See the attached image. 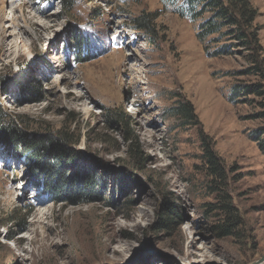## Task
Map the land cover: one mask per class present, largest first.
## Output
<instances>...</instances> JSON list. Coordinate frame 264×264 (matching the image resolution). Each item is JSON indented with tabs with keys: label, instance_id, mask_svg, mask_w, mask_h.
Segmentation results:
<instances>
[{
	"label": "rangeland",
	"instance_id": "rangeland-1",
	"mask_svg": "<svg viewBox=\"0 0 264 264\" xmlns=\"http://www.w3.org/2000/svg\"><path fill=\"white\" fill-rule=\"evenodd\" d=\"M250 2L253 49L200 43V21L161 0H0V264H264V95L232 93L264 91ZM10 120L62 140L69 184L101 185L56 200L7 151Z\"/></svg>",
	"mask_w": 264,
	"mask_h": 264
},
{
	"label": "trees",
	"instance_id": "trees-1",
	"mask_svg": "<svg viewBox=\"0 0 264 264\" xmlns=\"http://www.w3.org/2000/svg\"><path fill=\"white\" fill-rule=\"evenodd\" d=\"M65 8L73 5L74 0H57ZM167 4L176 7V12L181 17L189 19L191 22L200 21L197 26L196 39L204 43L209 38L214 37L210 44L217 43L221 39L233 38L243 46L253 49L258 46V30L254 22L258 17V11L252 6L250 0H161ZM206 16V17H205ZM146 24V23H145ZM144 26V24L142 25ZM147 26V25H145ZM83 44V39L77 41L73 48L79 50ZM210 50V49H209ZM209 50H206L208 53ZM231 51L225 47H218L209 52V56L216 58L224 56ZM233 97L258 95L263 96L264 91L259 85H249L241 88L235 87L232 91ZM235 98V99H236ZM230 101H234L232 98ZM188 109L185 110V116L189 117ZM191 112V111H190ZM126 117V114L123 113ZM3 115L0 109V118ZM122 116V118H124ZM2 135L11 145L7 148L8 152L21 151L23 156L27 157L31 167V172L40 173L43 179V188L47 193L58 200L59 197L66 196L69 200H83L82 192L88 188H94V185H101L91 176L86 174L87 183L83 187H74L69 184L66 178L65 170L60 165L65 163L66 151L64 144L60 139L36 138L28 136L18 129L15 123L10 120L4 129H1ZM264 153V139L260 140L259 135L252 137ZM204 143L203 158L211 170V174L220 177L219 158L209 143ZM168 208V207H167ZM171 208V207H170ZM163 211V209H162ZM172 208L167 209L165 213L164 225H171L168 215ZM228 229H224L228 234Z\"/></svg>",
	"mask_w": 264,
	"mask_h": 264
},
{
	"label": "bare ground",
	"instance_id": "bare-ground-1",
	"mask_svg": "<svg viewBox=\"0 0 264 264\" xmlns=\"http://www.w3.org/2000/svg\"><path fill=\"white\" fill-rule=\"evenodd\" d=\"M24 31V33H25V31H26V29L25 30H20L19 32H23ZM16 34H14V36H15ZM17 36V35H16ZM13 40H15V39H13ZM20 40V39H19ZM22 40V39H21ZM16 41V40H15ZM19 44V43H18Z\"/></svg>",
	"mask_w": 264,
	"mask_h": 264
}]
</instances>
